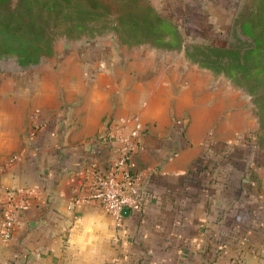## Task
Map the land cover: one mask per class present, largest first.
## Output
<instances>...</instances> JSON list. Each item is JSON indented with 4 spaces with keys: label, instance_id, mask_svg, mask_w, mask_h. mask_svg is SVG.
I'll return each mask as SVG.
<instances>
[{
    "label": "crops",
    "instance_id": "crops-1",
    "mask_svg": "<svg viewBox=\"0 0 264 264\" xmlns=\"http://www.w3.org/2000/svg\"><path fill=\"white\" fill-rule=\"evenodd\" d=\"M79 41L0 71V199L40 192L0 238V264H264V149L236 145L253 126L245 97L182 49ZM133 118L142 208L115 227L71 200L108 167L91 139Z\"/></svg>",
    "mask_w": 264,
    "mask_h": 264
},
{
    "label": "trees",
    "instance_id": "trees-1",
    "mask_svg": "<svg viewBox=\"0 0 264 264\" xmlns=\"http://www.w3.org/2000/svg\"><path fill=\"white\" fill-rule=\"evenodd\" d=\"M121 42H150L166 50L184 47L185 58L222 74L252 96L258 130L264 133V0H242L223 45H186L178 26L159 15L146 0H113ZM102 0H0V58L20 67L37 65L51 55L58 33L70 36L91 30L111 14ZM81 34V33H79ZM258 143V144H257ZM256 143L262 147L259 140Z\"/></svg>",
    "mask_w": 264,
    "mask_h": 264
},
{
    "label": "built area",
    "instance_id": "built-area-1",
    "mask_svg": "<svg viewBox=\"0 0 264 264\" xmlns=\"http://www.w3.org/2000/svg\"><path fill=\"white\" fill-rule=\"evenodd\" d=\"M143 126L137 118L131 122L109 123L91 141L112 153L108 167L99 172L94 165L86 170L79 183V191L72 198V205L93 201L114 220V226L121 225L119 211L126 208L137 213L142 208L140 189L142 173L132 161V155L139 148ZM39 190L33 186H19L5 189L0 199V238L8 240L19 222L20 214L39 197Z\"/></svg>",
    "mask_w": 264,
    "mask_h": 264
},
{
    "label": "rangeland",
    "instance_id": "rangeland-1",
    "mask_svg": "<svg viewBox=\"0 0 264 264\" xmlns=\"http://www.w3.org/2000/svg\"><path fill=\"white\" fill-rule=\"evenodd\" d=\"M105 4L111 6V14L107 15L102 22H97L91 26V30L79 32L81 34L65 35L58 33L52 43V49L55 47H69L71 41L81 43V40L92 39L94 37H103L107 40L112 39L117 46L123 45H137L126 44L121 42L125 36L119 31L116 26L115 13L116 7L113 0H102ZM152 8L161 16L170 18L179 28L184 37L186 45H201L202 43H212L216 45H223L227 40H231V25L233 18L238 11L242 0H146ZM186 9V10H185ZM121 39V40H120ZM158 49L154 44L147 42L141 43ZM184 46V45H183ZM181 48L184 51V47ZM166 50V49H163ZM170 50V49H169ZM175 50V49H172ZM47 57V56H45ZM29 67H20L16 64L13 58H0V71L23 72ZM222 75V74H220ZM223 76V75H222ZM224 78H226L224 76ZM227 79V78H226ZM228 80V79H227ZM229 81V80H228ZM231 83V82H230ZM239 93L245 97V103L250 108V117L253 126L244 134V141L236 143V145L256 144L259 140L264 145V133L258 130V115L256 107L252 102V96L247 91L231 83ZM258 144V143H257ZM264 149V146L261 147ZM239 155L240 151H235Z\"/></svg>",
    "mask_w": 264,
    "mask_h": 264
},
{
    "label": "water",
    "instance_id": "water-1",
    "mask_svg": "<svg viewBox=\"0 0 264 264\" xmlns=\"http://www.w3.org/2000/svg\"><path fill=\"white\" fill-rule=\"evenodd\" d=\"M119 216H121L122 218H127L130 215V212L128 209L123 208L119 211Z\"/></svg>",
    "mask_w": 264,
    "mask_h": 264
}]
</instances>
